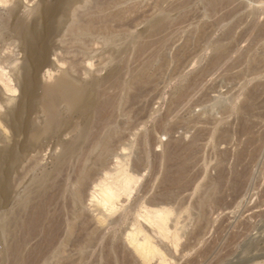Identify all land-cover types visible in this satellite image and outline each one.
<instances>
[{"label": "rangeland", "instance_id": "rangeland-1", "mask_svg": "<svg viewBox=\"0 0 264 264\" xmlns=\"http://www.w3.org/2000/svg\"><path fill=\"white\" fill-rule=\"evenodd\" d=\"M179 1L0 0V264H145L142 261L143 257L135 252V248L126 238L129 228H134L130 222H133L135 216H138L137 219L153 238L158 249L164 255L167 254L163 259L157 256L146 264H161L162 261L165 262L163 264H254L256 261H260L258 264H264V57H261L264 56V31L261 29L264 24V11H252V5H258L264 0H239L242 4L238 3V0H230L232 2L221 0L215 7L211 5L210 7L208 0ZM182 1H184L183 5ZM206 1L210 9L204 5ZM216 7L217 10H215ZM254 14L257 17H254ZM83 17L84 20H80ZM21 20L30 26L27 31L19 29V26L24 24L20 23ZM252 24L256 25L253 27ZM158 25L160 26L157 31L158 28L156 30L155 28ZM76 26H84L88 30L82 33L76 32L73 30ZM25 32L29 36L32 34L33 37H26ZM215 43L220 44L215 46ZM242 52H244L243 55ZM219 53L221 56H218ZM39 56L44 57L42 58L44 61ZM235 56L236 59H234ZM257 56L261 57L259 60L262 62L257 61ZM39 60L43 63L40 64ZM214 61L220 62L217 65ZM250 62L259 64V67ZM51 69L53 76L50 79H44L45 75L42 73ZM117 70L122 74L118 75ZM64 74L68 76L73 91L88 90L91 97L94 96L96 99L100 98L103 92L108 91V95L113 93L112 96L117 95L114 97L113 108L108 110L105 108V113L97 115L102 118L108 114L110 120L114 122L106 123L96 116L97 123L88 125L89 129L97 132L96 134L100 132V138L104 139L105 144L110 143V146L107 145L111 148L104 155L102 151L104 147L100 148L97 145L96 148L95 142L88 140V152H91L88 153L87 162L88 168L92 169L88 174L87 183L85 181L86 186L85 183L82 185V194L77 203L72 201L74 199L69 190L72 188L71 183L75 177H73L74 169L71 171V168L75 166L74 164H78V159L73 157L75 159L73 160L68 156L63 159V150L68 144H72V140L82 129L87 117L82 107H70L66 100H59L56 108L59 120L51 123L50 126L47 123L52 119V114L44 109L46 98L48 99L47 96H49L46 86L65 76ZM115 74L120 79H116ZM137 75L139 78H136ZM117 80L121 81L120 85ZM138 84L141 86L139 87ZM254 85L259 86L252 89ZM99 86L105 90L100 89ZM252 98L254 101L256 99L254 103H251ZM108 111L111 112L108 113ZM247 111L250 114L254 113L253 116ZM89 118H92L91 115ZM246 122L252 126L249 130L243 127ZM221 123L222 126H220ZM28 130L32 132L29 133ZM177 140L180 142L183 140L181 144L178 142L180 146L176 144ZM176 145L183 150L185 146V151L180 148L177 150ZM168 146H171V149ZM169 149L172 152L183 153L179 154L178 160L177 157L168 160L163 155H167ZM101 151L103 155L100 154ZM138 152H141L142 156L145 155L147 163H151L139 172H132L134 171L133 162L137 156H140ZM182 157L189 166L186 164L188 169L185 167L182 172L183 178L179 179L181 182L179 180L177 182L176 178L179 174L176 167L180 165L179 162H183ZM189 161L192 162L189 164ZM126 163L137 180L129 194L121 191L115 207L111 208L112 212L110 208L108 210L96 203L97 196L95 198L93 196L99 193L97 190H100L102 182V185L111 184L118 189L116 178L114 179V173H117L115 169H122ZM169 166L176 169L173 168V171ZM169 170L171 173L177 171L172 173L175 175L174 178ZM184 175H186L185 178ZM173 180L174 183H172ZM184 181L186 183L183 185ZM168 189V194L171 191V194L177 196H166ZM153 194L157 201L156 205L165 204L164 206L167 205L171 213L174 211L169 219L167 230L163 231L165 234L158 233L160 230H156L158 228L156 224L150 225L143 219L145 215L155 217L156 208L151 207L152 205L148 202ZM137 199L139 203H136ZM129 207H133L134 213H132L136 214L134 216L130 214L128 217L130 219L127 218L126 222L113 224L111 218L122 214L125 212L124 209ZM12 212H14L13 215H11ZM33 220H39V222L36 221V224ZM25 221L28 222L27 226ZM17 223L21 224L20 227L16 225ZM30 228L35 230L31 231ZM152 228L155 230L151 231ZM172 232L177 235L174 236ZM50 237L52 238L49 239ZM16 244L18 247L19 244L23 246L14 250L17 248ZM115 248H119V252ZM32 253L33 256H31Z\"/></svg>", "mask_w": 264, "mask_h": 264}, {"label": "bare ground", "instance_id": "bare-ground-1", "mask_svg": "<svg viewBox=\"0 0 264 264\" xmlns=\"http://www.w3.org/2000/svg\"><path fill=\"white\" fill-rule=\"evenodd\" d=\"M98 1V0H97ZM107 1V0H106ZM163 1V0H162ZM166 1V0H165ZM175 1V0H174ZM176 1H179V0H176ZM190 2H192L191 0H189ZM220 1L221 0H208V4H209V6L211 5V6H213V7H215V6H217V5H219V3H220ZM240 1H243V0H240ZM245 1V0H244ZM263 1V0H262ZM171 2V1H170ZM180 2V1H179ZM183 2L184 1H182V5H183ZM186 2V1H185ZM189 2V3H190ZM204 2V1H203ZM223 2V1H222ZM225 2H226V0H225ZM229 2H232V1H230L229 0ZM248 2V1H247ZM260 2V1H259ZM89 3V2H88ZM169 3V2H168ZM187 3V2H186ZM207 3V1L205 2V4L204 5H207V8H208V4H206ZM233 3H235V2H233ZM237 3V2H236ZM238 3H241V2H239V0H238ZM255 3H257V2H255ZM255 3H253V4H255ZM101 4V3H100ZM103 4V3H102ZM159 4H161V2H159ZM171 5H172V2L170 3ZM185 4V3H184ZM229 4V3H228ZM242 4V3H241ZM175 5V4H174ZM179 5H180V3H179ZM181 5V6H182ZM230 5H231V3H230ZM133 6V5H132ZM166 6V5H165ZM210 6V7H211ZM224 5H222V7H223ZM245 6V5H244ZM253 6V8H252V11H260V12H262V11H264V1L263 2H261L260 4L258 3V5H256L255 4V6L254 5H252ZM54 7V6H53ZM158 7V6H157ZM160 7V6H159ZM168 7H170V6H168ZM172 7H173V5H172ZM177 7H179V6H177ZM188 7V6H187ZM210 7L208 8V9H210ZM219 7V6H218ZM227 7V6H226ZM45 8H47V7H45ZM166 8V7H165ZM206 8V7H205ZM207 8H206V10H207ZM237 8V7H236ZM239 8V7H238ZM241 8V7H240ZM244 8V7H243ZM247 8V7H246ZM251 8V7H250ZM249 8V9H250ZM55 8H53V10H54ZM172 10H173V8H171ZM176 9V8H175ZM182 9V8H181ZM184 9V8H183ZM188 9V8H187ZM214 9V8H213ZM212 9V10H213ZM222 9V8H221ZM221 9H219V10H221ZM228 9V8H227ZM30 10V9H29ZM48 10V9H47ZM161 11H162V9H160ZM215 10H217V7H216V9ZM214 10V11H215ZM251 10V9H250ZM249 10V11H250ZM49 11V10H48ZM52 11V10H51ZM54 11H56V10H54ZM80 11V10H79ZM84 11V10H83ZM165 11V10H164ZM186 12H187V10H185ZM184 11V12H185ZM210 11V10H209ZM213 11V12H214ZM225 11V10H224ZM223 11V12H224ZM228 11V10H227ZM239 11V10H238ZM248 11V12H249ZM180 12V11H179ZM211 12V11H210ZM230 12V11H229ZM236 12V11H235ZM55 13V12H54ZM81 13V12H80ZM212 13V12H211ZM221 13H222V11H221ZM264 13V12H263ZM46 14V13H45ZM163 14V13H162ZM229 14H231V13H229ZM257 14H259V13H257ZM38 15V14H37ZM44 15V14H43ZM165 15L167 16V14L165 13ZM186 14H184V16H185ZM223 15V14H222ZM221 15V16H222ZM240 15V14H239ZM255 15V14H254ZM14 16H15V14H14ZM48 16V15H47ZM50 16V15H49ZM89 16V15H88ZM17 17V16H16ZM37 17V16H36ZM76 17V16H75ZM188 17H190L189 15H188ZM254 17H257V15H255ZM77 18V17H76ZM81 18V17H80ZM187 18V17H186ZM185 18V19H186ZM221 18V17H220ZM219 18V19H220ZM225 18H227V17H225ZM17 19V18H16ZM35 19V18H34ZM38 19V18H37ZM45 19V18H44ZM53 19V18H52ZM229 19V18H228ZM237 19H238V17H237ZM80 20H84V17H83V19H80ZM104 20V19H103ZM253 20V19H252ZM259 20V19H258ZM32 21V20H31ZM42 21V20H41ZM78 21H79V19H78ZM77 21V22H78ZM85 21H87V20H85ZM84 21V22H85ZM163 21H164V19H163ZM261 21V20H260ZM21 22H23L22 20L20 21V23ZM92 22H94V21H92ZM238 22V21H237ZM255 22V21H254ZM258 22V21H257ZM17 23H19V22H17ZM24 24H25V22H23ZM36 23V22H35ZM95 23V22H94ZM177 23V22H176ZM216 23V22H215ZM217 23H218V21H217ZM233 23V22H232ZM231 23V24H232ZM251 23H253V21L251 22ZM22 24V26H19V29L20 28H22V30H24V31H27L28 29H29V25H27V24ZM50 24V23H49ZM75 24H77V23H75ZM167 23H165V25H166ZM237 24V23H236ZM257 24V23H256ZM255 24V25H256ZM259 24H260V22H259ZM261 24H262V21H261ZM161 25V24H160ZM160 25H158L156 28H155V30L160 26ZM172 25V24H171ZM176 25V24H175ZM234 25V24H233ZM253 25V27L255 26L254 24H252ZM32 26V25H31ZM33 26H35V24H33ZM50 26H51V24H50ZM54 26V25H53ZM74 26V25H73ZM152 26V25H151ZM249 26V25H248ZM251 26V25H250ZM261 26V25H260ZM259 26V27H260ZM52 27V26H51ZM166 27H167V25H166ZM258 27V26H257ZM32 28V27H31ZM49 28V27H48ZM161 28V27H160ZM163 29L165 28V27H162ZM161 28V29H162ZM195 28V27H194ZM172 29H173V27H172ZM251 29V28H250ZM255 29V28H254ZM257 29V28H256ZM259 29V28H258ZM263 31H264V24H263V26H262V28H261ZM260 29V30H261ZM21 30V32H24V31H22ZM32 30V29H31ZM50 30H51V28H50ZM74 31H76V32H84V31H87L88 29H87V27L85 28L84 26H79V27H75L74 29H73ZM159 30V28L157 29V31ZM168 30V29H167ZM259 30V31H260ZM193 31H195L194 29H193ZM150 32V31H149ZM190 32V31H189ZM232 32V31H231ZM252 32V31H251ZM262 32V31H261ZM42 33V32H41ZM45 33V32H44ZM47 33V32H46ZM86 33V32H85ZM85 33H84V35H85ZM151 33V32H150ZM149 33V34H150ZM159 33V32H158ZM162 33V32H161ZM227 33H229V32H227ZM254 33H256V32H254ZM25 34H26V37H33V36H29V34L27 33V32H25ZM24 34V35H25ZM27 34H28V36H27ZM49 34V33H48ZM50 34H52V33H50ZM80 34V33H79ZM148 34V35H149ZM194 34V33H193ZM253 34V33H252ZM73 35H75V34H73ZM81 35V34H80ZM155 35H156V33H155ZM255 35V34H254ZM263 35H264V33H263ZM263 35H259V36H263ZM76 36H78V34L76 35ZM150 36V35H149ZM152 37H154L153 35H151ZM191 36V35H190ZM201 37V36H200ZM250 37H254V36H250ZM156 38V37H155ZM158 38V37H157ZM202 38V37H201ZM159 39V38H158ZM157 39V40H158ZM208 39V38H207ZM255 39H257V38H255ZM255 39H254V41H255ZM199 40V39H198ZM217 40V39H216ZM144 42V41H143ZM146 42V41H145ZM144 42V43H145ZM148 42V41H147ZM157 42V41H156ZM214 42V41H213ZM143 44V43H142ZM145 44H147V43H145ZM145 44H143V45H145ZM214 44V43H213ZM218 44V43H217ZM216 43H215V46L217 45ZM220 44V43H219ZM218 44V45H219ZM139 45V44H138ZM153 45V44H152ZM152 45H149V46H152ZM224 45V44H223ZM147 46V45H146ZM221 46V45H220ZM155 47V46H154ZM153 47V49H155ZM142 48V47H141ZM149 48V47H148ZM223 48V47H222ZM245 48V47H244ZM246 48H248V47H246ZM139 49H140V45H139ZM152 49V48H151ZM143 50V49H142ZM147 50H149V49H147ZM228 50V49H227ZM242 50V49H241ZM47 51V50H46ZM49 51V50H48ZM137 51H139L138 49H137ZM145 51V50H144ZM151 52H152V50H150ZM149 51V52H150ZM155 51V50H154ZM157 51V50H156ZM225 51V50H224ZM247 51V50H246ZM136 52V51H135ZM134 52V53H135ZM150 52V53H151ZM140 53V52H139ZM139 53H137V54H139ZM225 53H227V52H225ZM241 53V52H240ZM243 53L244 52H242V55H243ZM259 53V52H258ZM261 53V52H260ZM43 54V53H42ZM48 54H49V52H48ZM74 54V53H73ZM156 54V53H155ZM154 54V55H155ZM215 55H216V53H214ZM220 54V53H219ZM223 54H224V52H223ZM222 54V55H223ZM238 54V53H237ZM46 55V54H45ZM144 55V54H143ZM152 55V54H151ZM226 55V54H225ZM224 55V56H225ZM258 55H260V54H258ZM42 56V55H41ZM153 56V55H152ZM218 56H221V54L220 55H218ZM239 56V55H238ZM241 56V55H240ZM239 56V57H240ZM253 56V55H252ZM72 57V56H71ZM71 57H70V59H71ZM139 57H140V55H139ZM251 57V56H250ZM258 57V56H257ZM261 57H264V56H261ZM261 57H258V60L257 61H261V60H259ZM39 58L41 59V60H43L42 58H44V57H40L39 56ZM142 58V57H141ZM213 58V57H212ZM218 59L219 58H221V57H217ZM216 58V59H217ZM224 58V57H223ZM222 58V59H223ZM238 58V57H237ZM251 58H253V57H251ZM45 59H46V56H45ZM66 59V58H65ZM233 59V58H232ZM234 59H236V56H235V58ZM142 60V59H141ZM249 60H251V59H249ZM40 61V60H39ZM44 61V60H43ZM71 61H72V59H71ZM217 61V60H216ZM216 61H214L216 64L217 63H219V62H216ZM237 61V60H236ZM242 61V60H241ZM252 61V60H251ZM256 61V63H258ZM41 62L42 61H40V64H41ZM144 62V61H143ZM231 62V61H230ZM238 62V61H237ZM262 62V61H261ZM43 63V62H42ZM240 63V62H239ZM239 63H238V65H239ZM251 63V62H250ZM39 64V65H40ZM46 64V63H45ZM234 64V63H233ZM252 64V63H251ZM253 64H255V62L253 63ZM252 64V65H253ZM149 65V64H148ZM218 65V64H217ZM255 65H257V64H255ZM259 65V64H258ZM257 65V67H259ZM41 66V65H40ZM261 66V65H260ZM134 67V66H133ZM148 67V66H147ZM211 67V66H210ZM250 67V66H249ZM248 67V68H249ZM253 67H256V66H253ZM40 68H42V67H40ZM88 68V67H87ZM132 68V67H131ZM131 68H129V69H131ZM137 68V67H136ZM135 68V69H136ZM247 68V69H248ZM46 69H50V68H46ZM119 69V68H118ZM123 69V68H122ZM246 69V70H247ZM52 70V69H51ZM51 70H44L45 71V73H42V74H44L45 75V78L44 79H50L52 76H53V70L51 71ZM137 70V69H136ZM145 70V69H144ZM255 70V69H254ZM258 70V69H257ZM40 71V70H39ZM38 71V72H39ZM133 71V70H132ZM131 71V72H132ZM146 71H147V69H146ZM208 71V70H207ZM242 71V70H241ZM124 72V71H123ZM137 72V71H136ZM135 72V73H136ZM144 72V71H143ZM205 72V71H204ZM253 72V71H252ZM117 73H118V70H117ZM116 73V74H117ZM199 73V72H198ZM249 73V72H248ZM251 73V72H250ZM115 74V76L113 75V78L115 77L116 79L118 78V79H120V77H117V75ZM122 73H118V75H121ZM204 74V73H203ZM237 74V73H236ZM44 75L42 76V77H44ZM65 75V74H64ZM239 75H240V73H239ZM243 75V74H242ZM245 75H247V73L245 74ZM199 76V75H198ZM197 76V77H198ZM236 76V75H235ZM244 76V75H243ZM112 77V76H111ZM132 77V76H131ZM130 77V78H131ZM105 78V77H104ZM103 78V79H104ZM113 78L111 79L112 81H113ZM129 78V79H130ZM136 78H139L138 77V75H137V77ZM260 78V77H259ZM37 79V78H36ZM40 79V78H39ZM115 79V80H116ZM135 79V78H134ZM141 79V78H140ZM139 79V80H140ZM198 79V78H197ZM239 79V78H238ZM256 79H258V78H256ZM107 80V79H106ZM139 80H137V81H139ZM118 81V80H117ZM137 81H134L135 83L137 82ZM263 81V80H262ZM103 82H104V80H103ZM103 82H101V83H103ZM125 82H126V80H125ZM151 82V81H150ZM256 82H258V80L256 81ZM114 83H116V82H114ZM119 83H121V81L119 82L118 81V84ZM104 84V83H103ZM111 84H113V83H111ZM131 84H133V82L131 83ZM261 84V83H260ZM264 84V83H263ZM262 84V85H263ZM31 85V84H30ZM82 85V84H81ZM84 85V84H83ZM108 85V84H107ZM106 85V86H107ZM114 85V84H113ZM120 85V84H119ZM139 85V84H138ZM137 85V86H138ZM144 85V84H143ZM146 85V84H145ZM256 85V84H255ZM255 85L253 86V88L252 89H254V87H255ZM34 86V85H33ZM133 86H135V85H133ZM141 85H139V87H140ZM252 86V85H251ZM259 85H257V87H258ZM31 87V86H30ZM29 87V88H30ZM48 87V88H47ZM100 87V89H104V88H101V86H99ZM104 87V86H103ZM118 87V86H117ZM257 87H255V88H257ZM261 87V86H260ZM111 88V87H110ZM134 88V87H133ZM81 89V88H80ZM107 89V88H106ZM112 89V88H111ZM130 89V88H129ZM249 89V88H248ZM251 89V90H252ZM27 90V89H26ZM47 90H49V92L47 91ZM99 90V89H98ZM105 90V89H104ZM110 90V89H109ZM136 90V89H135ZM250 90V91H251ZM46 91L48 92V95L49 96H47L48 97V99L46 98V103H45V105H44V109H46L45 111L46 112H48V113H50V114H52V119H48L49 120V122L47 123V124H51V123H53V122H55V121H58L59 119H58V114L56 113V108H57V105L59 104L58 102H59V100H66L67 102H68V105H70V107H73V106H80V107H82V110H83V112H84V114L86 115V117H87V119H86V121H85V124L83 125V127H82V129L79 131V133L78 134H76L77 136H76V138H74L73 140H72V144H68L66 147H65V150H63L64 151V154H63V159H66V157L68 156V157H70V159L72 158L73 159V157L74 158H76V159H78L77 161H78V164H74L75 166L73 167V168H71V166H70V168H71V171H73L72 169H74V173H75V175H73V177L71 176V178H73V183H71V186H72V188H70V193H71V196L73 197V199L74 200H72V201H74V202H76L77 203V201L79 200V197H80V195L82 194V185H83V183H85V181H86V183H87V180H88V174H90L89 172H91V169L92 168H88V162H87V158H88V153H90L91 151H89L88 152V144H89V142H95L94 143V146L97 148L98 146L100 147V148H102V147H104V150H102V151H104L103 153H104V155L106 154V153H108L109 152V148H111V147H108V145L110 144V143H107V144H105V142H104V139H102V138H100V136H99V133L98 134H96L97 132L95 131V130H91V129H89L90 128V126H88V125H92V124H95V123H97V119L95 120V118H96V116L98 115V114H101V113H105V111L106 110H104L105 108H107V110L109 109V108H113V106H114V97H115V95L114 96H112L113 94H110V95H108L107 93H109V91H108V89H107V91L108 92H101L100 94V98H98L97 97V99H96V97H91V94L90 93H88V90H80L79 92L78 91H73V89H72V86L70 85V82H69V78H68V76H62V77H60L59 79H57L56 81H54L53 83H50V84H48V86H46ZM101 91V90H100ZM116 91H117V89H116ZM137 91V90H136ZM141 91V90H140ZM246 91V90H245ZM256 90H254V92H255ZM259 91V90H258ZM32 92H34V91H32ZM246 92H248V91H246ZM116 93V92H115ZM135 93V92H134ZM137 93V92H136ZM128 94V93H127ZM245 94V93H244ZM251 94V93H250ZM260 94V93H259ZM258 94V95H259ZM263 94V93H262ZM262 94H260V95H262ZM136 95V94H135ZM138 95V94H137ZM246 95V94H245ZM248 95V94H247ZM256 95V94H255ZM254 95V96H255ZM32 96V95H31ZM31 96H29V97H31ZM264 96V95H263ZM34 97V96H33ZM109 97V98H108ZM116 97H117V95H116ZM182 97V96H181ZM180 97V98H181ZM247 97V96H246ZM252 97H253V95H252ZM262 97V96H261ZM249 98V97H248ZM256 98H257V95H256ZM259 98V97H258ZM117 99V98H116ZM253 99V102H251V103H254L255 101H256V99H255V101H254V98H252ZM251 99V100H252ZM259 99H261V98H259ZM129 100V99H128ZM135 100V99H134ZM226 100V99H225ZM248 100V99H247ZM246 100V101H247ZM250 100V101H251ZM133 101V100H132ZM131 101V102H132ZM217 101V100H216ZM216 101H214L215 103H216ZM243 101V100H242ZM249 101V100H248ZM65 102V101H64ZM262 102V101H261ZM218 103V102H217ZM216 103V104H217ZM244 104H245V102H243ZM258 102H256V104H257ZM176 104V103H175ZM213 104V103H212ZM212 104H210V105H212ZM214 105V104H213ZM247 105H248V103H247ZM246 105V106H247ZM250 105V104H249ZM216 106V105H215ZM214 106V107H215ZM217 106H219V104L217 105ZM251 106V105H250ZM252 106H253V104H252ZM251 106V107H252ZM221 107H223L222 106V103H221ZM241 107V106H240ZM244 107H245V105H244ZM247 107H249V106H247ZM250 107V108H251ZM255 107V106H254ZM257 107V106H256ZM263 107V106H262ZM78 108V107H77ZM213 108V107H212ZM219 108V107H218ZM225 108H226V106H225ZM259 108V107H258ZM79 109V108H78ZM221 109V108H220ZM244 109H247V108H244ZM256 109V108H255ZM254 109V110H255ZM102 110H104V111H102ZM116 110V109H115ZM210 110H212V109H210ZM241 110H243V109H241ZM249 110V109H248ZM253 110V112H256V111H254ZM261 110V109H260ZM259 110V111H260ZM102 111V112H101ZM225 111V110H224ZM250 111H252V110H250ZM264 111V110H263ZM76 112V111H75ZM109 112H111V111H108V113ZM115 112V111H114ZM245 112H246V110H245ZM244 112V113H245ZM248 112V111H247ZM90 113V115H91V117L92 118H89V116L90 115H88ZM116 113V112H115ZM244 113H243V115H244ZM249 113V115H251L252 114V112H251V114H250V112H248ZM107 114V113H106ZM242 114V113H241ZM247 114V113H246ZM254 114V113H253ZM253 114H252V116H253ZM259 114H260V112H259ZM105 116V115H104ZM102 117V118H100V116L98 117L99 119H103L106 123H108L109 121H113V120H110L111 118H110V115H108L107 114V116H105V117ZM115 116H116V114H115ZM239 116H241V115H239ZM252 116H251V118H252ZM257 116V115H256ZM112 117H114V116H112ZM242 117H244V116H242ZM248 117V116H247ZM250 117V116H249ZM48 118V117H47ZM50 118V117H49ZM245 118V117H244ZM112 119H114V118H112ZM257 119V118H256ZM63 120V119H62ZM61 120V121H62ZM100 120V121H101ZM241 120V119H240ZM248 120V119H247ZM96 121V122H95ZM99 121V120H98ZM238 121H239V118H238ZM246 121V120H245ZM244 121V122H245ZM249 121H250V119H249ZM114 122V121H113ZM220 122V121H219ZM241 122H243V121H241ZM243 122V123H244ZM101 123V122H100ZM102 123H103V121H102ZM106 123H104V124H106ZM253 123V122H252ZM254 124V123H253ZM49 125H47V126H49ZM52 125V124H51ZM50 125V126H51ZM240 125V124H239ZM46 126V125H45ZM220 126H222V123H221V125ZM237 126H238V124H237ZM33 127H35V126H33ZM101 127V126H100ZM99 127V128H100ZM244 129L245 130H249V128L250 127H252L251 125L249 126V123H247L246 122V124H244ZM36 128V127H35ZM44 128V127H43ZM91 128H93V127H91ZM103 128V127H102ZM93 129H95V128H93ZM109 129V128H108ZM108 129H106V130H108ZM221 129H222V127H221ZM256 129V128H255ZM218 130V129H217ZM253 130V129H252ZM27 131V130H26ZM90 131H91V133H90ZM221 131V130H220ZM220 131H218V132H220ZM28 132H29V130H28ZM30 132H32V131H30ZM29 132V133H30ZM114 131H112V133H113ZM198 132V131H197ZM200 132V131H199ZM198 132V133H199ZM248 132V131H247ZM257 132V131H256ZM255 132V133H256ZM263 133V132H262ZM201 134V133H200ZM240 134V133H239ZM247 134V133H246ZM253 134H254V132H253ZM264 134V133H263ZM113 135V134H112ZM197 135V134H196ZM199 135V134H198ZM226 135V134H225ZM243 135H244V133H243ZM222 136V135H221ZM223 136H224V134H223ZM198 137H200V136H198ZM262 137V136H261ZM260 137V138H261ZM264 137V136H263ZM117 138H119V136L117 137ZM251 138V137H250ZM26 139V138H25ZM116 139V138H115ZM195 139V138H194ZM222 139V138H221ZM229 139V138H228ZM244 139V138H243ZM88 140H90L89 142H88ZM227 140V139H226ZM262 140H263V138H262ZM26 141V140H25ZM68 141V140H67ZM110 141H112V140H110ZM183 141V140H182ZM181 141V142H182ZM250 141V140H249ZM252 141V140H251ZM109 142V141H108ZM113 142V141H112ZM115 142V141H114ZM147 142V141H146ZM178 142H180V141H176V144H178ZM181 142H180V144H181ZM192 142V141H191ZM244 142V141H243ZM242 142V143H243ZM253 142H255V141H253ZM74 143V144H73ZM196 143H198V142H196ZM66 144V143H65ZM143 144V143H142ZM174 144H175V142H174ZM189 144V143H188ZM187 144V145H188ZM251 144V143H250ZM98 145V146H97ZM111 145V144H110ZM109 145V146H110ZM146 145V144H145ZM171 145V144H170ZM179 145V144H178ZM191 145V144H190ZM189 145V146H190ZM245 145V144H244ZM142 146V145H141ZM174 146V145H173ZM172 146V147H173ZM177 146V145H176ZM180 146V145H179ZM193 146V145H192ZM191 146V147H192ZM196 146V145H195ZM195 146H194V148H195ZM246 146V145H245ZM258 146V145H257ZM106 147V148H105ZM149 147V146H148ZM169 147V146H168ZM178 147V146H177ZM183 147V146H182ZM199 147V146H198ZM243 147V146H242ZM248 147V146H247ZM137 148H138V146H137ZM146 148V147H145ZM167 148V147H166ZM170 149H171V146L169 147ZM180 147H178V149L177 150H180V149H182V148H180ZM184 148L186 149V147L184 146ZM187 148H188V146H187ZM138 149H140V148H138ZM147 149V148H146ZM169 149V150H170ZM173 149V148H172ZM176 149V148H175ZM185 149L183 150V151H185ZM190 149H192V148H190ZM261 149V148H260ZM262 149H263V146H262ZM91 150V149H90ZM168 150V149H167ZM167 150H165V151H167ZM174 150V149H173ZM195 150H197V149H195ZM224 150V149H223ZM226 150V149H225ZM240 150V149H239ZM242 150V149H241ZM240 150V151H241ZM257 150V149H256ZM102 151H101V153L100 154H102L103 155V153H102ZM138 151H140V150H138ZM144 151V150H143ZM148 151V150H147ZM171 151V150H170ZM168 152V153H166L167 155H163L164 157H166V158H168V160L169 159H173L174 157H177V160H178V157H180L179 156V154H182V153H180L181 151H179V153L177 152V151H174V152ZM190 152L191 151H193V150H189ZM189 151H187V152H189ZM228 151V150H227ZM235 151H237V150H235ZM239 151V152H240ZM260 151V150H259ZM141 152H142V150H141ZM140 152V153H141ZM145 152V151H144ZM186 152V154H189V153H187ZM193 152H195V151H193ZM245 152V151H244ZM139 152H138V154L140 155V156H137V158L135 159V161L133 162V170L134 171H132V172H136V171H138L139 172V170H141L142 168H146V166H147V164H150L151 162H148L147 163V158L145 157V155L144 156H142L141 154H140ZM221 153H223L222 151H221ZM238 153V152H237ZM236 153V154H237ZM242 153V152H241ZM251 153V152H250ZM257 153V152H256ZM62 154V153H61ZM137 154V153H136ZM136 154H135V156H136ZM143 154H145V153H143ZM220 154V153H219ZM243 154V153H242ZM101 155V156H102ZM148 155H150V153L148 154ZM184 155V154H183ZM182 155V156H183ZM251 155V154H250ZM59 156H61V155H59ZM98 156V155H97ZM223 156H224V154H223ZM238 156H239V154H238ZM243 156V155H242ZM242 156H240V157H242ZM94 157V156H93ZM149 158L148 159H150V156H148ZM160 157V156H159ZM190 157V156H189ZM192 157V156H191ZM221 157V156H220ZM235 157V156H234ZM250 157H252V156H250ZM152 158V157H151ZM165 158V159H166ZM256 158V157H255ZM254 158V159H255ZM100 159V158H99ZM175 159V158H174ZM182 160H183V157L181 158ZM180 159V160H181ZM189 159V158H188ZM236 159V158H235ZM243 159V158H242ZM251 159H253V158H251ZM73 160H75V159H73ZM167 160V161H168ZM237 160V159H236ZM64 161V160H63ZM149 161V160H148ZM157 161H159V160H157ZM166 161V162H167ZM174 161V160H173ZM223 161V160H222ZM239 161V160H238ZM242 161V160H241ZM251 161V160H250ZM73 162V161H72ZM170 162V161H169ZM175 162H176V160H175ZM192 162V161H191ZM190 161H189V164L191 163ZM198 162V161H197ZM197 162H195V163H197ZM240 162V161H239ZM155 163V162H154ZM171 163V162H170ZM172 164V163H171ZM170 164V165H171ZM174 164H176V163H174ZM174 164H173V166H174ZM178 164V163H177ZM179 166L178 167H176L177 169H178V176H177V178H176V181L178 182V180L179 179H181V178H183L182 177V172H183V170L185 169V167L188 165L187 163H186V161H184L183 160V162H179ZM187 164V165H186ZM236 164H237V162H236ZM167 165V164H166ZM169 165V164H168ZM218 165V164H217ZM67 166V165H66ZM149 166V165H148ZM189 166V165H188ZM187 166V167H188ZM242 165H240V167H241ZM65 167V166H64ZM90 167V166H89ZM168 167V166H167ZM169 167H171L172 169L171 170H173V168H175V167H172V166H169ZM186 167V168H187ZM236 167H238L237 165H236ZM244 167V166H243ZM242 167V168H243ZM175 168V169H176ZM191 168H192V166H191ZM190 168V169H191ZM221 168V167H220ZM64 169H66L67 170V168H64ZM63 169V170H64ZM188 169V168H187ZM217 169H218V167H217ZM225 169H226V167H225ZM69 170V169H68ZM132 170V169H131ZM143 170V169H142ZM70 171V170H69ZM117 171V173H114V175H115V177H114V179L116 178V182L118 183V189H115L114 187H112L111 186V184L110 185H106V183H104V185H102L103 184V182L101 183V181H100V183H101V186H100V184H99V186H100V190L98 189L97 191L99 192L98 194H100V196L97 194V195H94L93 196V198H95V196H97V201H95L96 203H99V205H103L104 207H106V208H108V210H109V208H110V211H112V209L111 208H113V207H115V203H116V200L119 198V196L121 195V191H123L124 193H130V191L133 189V185L135 184V182H136V180L137 179H135V177H134V175H133V173H131V171H130V169L128 168V164L126 163L125 165H124V167L122 168V169H118V170H116L115 169V172ZM166 171V170H165ZM174 171V170H173ZM187 171V170H186ZM63 172V171H62ZM95 172V171H94ZM167 172H168V169H167ZM169 172L171 173V171L169 170ZM177 171H175V172H172V173H176ZM242 172H244V170L242 171ZM56 173V172H55ZM171 173V174H172ZM220 173H222L221 171H220ZM239 173H240V171H239ZM70 174V173H69ZM166 174H169V173H166ZM185 174V173H184ZM224 174V173H223ZM238 174V173H237ZM243 174V173H242ZM186 175H188V174H186ZM186 175H184V178L186 177ZM222 175V174H221ZM227 175V174H226ZM167 176V175H166ZM165 176V177H166ZM171 175H169V177H170ZM172 178H174V176L175 175H173L172 174ZM216 176H217V174H216ZM241 176H243V175H241ZM240 176V177H241ZM236 177V176H235ZM45 178V177H44ZM50 178V177H49ZM48 178V179H49ZM168 178V177H167ZM189 178V177H188ZM187 178V179H188ZM232 178V177H231ZM237 178H239V177H237ZM236 178V179H237ZM163 179H164V175H163ZM227 179V178H226ZM235 179V178H234ZM39 180V179H38ZM58 180V179H57ZM61 180H62V178H61ZM103 180V179H102ZM166 179H164V181H165ZM175 180V179H174ZM174 180H173V182L172 183H174ZM219 180H220V178H219ZM238 180V179H237ZM98 181V182H99ZM150 181V180H149ZM149 181H148V183H149ZM170 181V180H169ZM175 181V182H176ZM180 181V180H179ZM186 181H188V180H186ZM191 181V180H190ZM210 181H212V180H210ZM233 181V180H232ZM239 181V180H238ZM36 182V181H35ZM35 182H33V183H35ZM52 182V181H51ZM60 182V181H59ZM97 182V181H96ZM151 182H152V180H151ZM171 182V181H170ZM177 182H176V184H177ZM181 182V181H180ZM179 182V183H180ZM86 183L84 184L85 186H86ZM94 183V182H93ZM168 183V185H169V182H167ZM172 183H170L171 184V186H172ZM186 182L184 181V183H183V185L185 184ZM188 183H190V182H188ZM222 183H223V181H222ZM225 183V182H224ZM235 183V182H234ZM239 183L241 184V182L239 181ZM57 184V183H56ZM55 184V185H56ZM61 184V183H60ZM59 184V185H60ZM73 184V185H72ZM108 184V183H107ZM145 184V183H144ZM151 184V183H150ZM175 184V185H176ZM214 184V183H213ZM218 184V183H217ZM228 184V183H227ZM240 184L238 185V186H240ZM148 185V184H147ZM163 185V184H162ZM166 185V184H165ZM175 185L173 186V187H175ZM182 185V184H181ZM181 185L179 186V187H181ZM210 185V184H209ZM208 185V186H209ZM214 185H216V184H214ZM233 185V184H232ZM97 187H98V184L96 185ZM150 186V185H149ZM234 186V185H233ZM237 186V185H236ZM35 187H37V186H35ZM38 187H39V185H38ZM37 187V188H38ZM57 187V186H56ZM90 187V186H89ZM165 187V186H164ZM167 188H168V186H166ZM172 187V188H173ZM178 187V186H177ZM183 187V186H182ZM209 187H211V185L209 186ZM219 187V186H218ZM221 187V186H220ZM223 187V186H222ZM230 187V186H229ZM232 187V186H231ZM31 188H33V187H31ZM85 187H83V189H84ZM95 188V187H94ZM143 188V187H142ZM171 188V187H170ZM184 188H185V186H184ZM204 188V187H203ZM208 188V187H207ZM213 188V187H212ZM224 188H226V187H224ZM228 188V187H227ZM239 188V187H238ZM59 189V188H58ZM145 189H148L147 187H145ZM166 189V188H165ZM175 189H176V187H175ZM181 189V188H180ZM187 189V188H186ZM202 189V188H201ZM206 189V188H205ZM211 189V188H210ZM232 189V188H231ZM235 189V188H234ZM31 190V189H30ZM171 190V189H170ZM179 190V189H178ZM198 190V189H197ZM208 190V192H210L209 191V189H207ZM212 190V189H211ZM34 191V190H33ZM40 191V190H39ZM51 191V190H50ZM147 191V190H146ZM148 191H150L149 189H148ZM147 191V192H148ZM156 191V190H155ZM163 191V190H162ZM167 191V190H166ZM165 191V192H166ZM173 191V190H172ZM175 191V190H174ZM205 191V190H204ZM203 191V192H204ZM215 191H216V189H215ZM221 191V190H220ZM224 191V190H223ZM26 192V191H25ZM41 192V191H40ZM52 192V191H51ZM145 192V191H144ZM146 192V193H147ZM158 192V191H157ZM168 192H169V189H168V191L166 192V194L165 193H163V194H165L166 196L167 195H173L174 197L175 196H177V195H174L173 193L171 194V191H170V194H168ZM177 192V191H176ZM218 192V191H217ZM38 193V192H37ZM57 193V192H56ZM95 193H97V192H95ZM145 193V194H146ZM205 193V192H204ZM203 193V194H204ZM25 194V193H24ZM34 194V193H33ZM32 194V195H33ZM39 194V193H38ZM156 194V193H155ZM155 194H153V196H150V201H148L149 202V204H151L152 206L151 207H154V208H156L155 209V217L153 218V217H149V216H151V215H149L148 217H146L147 215H145V218H143V219H145V221H147V222H149V224L150 225H155V226H158V228H156V230L157 229H159L160 230V232H158V233H163V231H166L167 230V227H168V222H169V219H170V217H171V215L173 216V213H174V211H173V213H171L172 211H170V209H168V207H166V206H164L165 204H163V202H162V204L163 205H156V198H155ZM157 194H159L160 195V193L158 192ZM162 194V193H161ZM176 194V193H175ZM203 194H202V196H203ZM211 194V193H210ZM213 194H214V189H213ZM219 194V193H218ZM225 194V193H224ZM36 195V194H35ZM58 195V194H57ZM66 195V194H65ZM93 195V194H92ZM142 195H143V193H142ZM148 195V194H147ZM146 195V196H147ZM201 195V194H200ZM205 195V194H204ZM207 195H208V193H207ZM212 195V194H211ZM45 196V195H44ZM55 196V195H54ZM88 196V195H87ZM158 196V195H157ZM172 196V197H173ZM192 196H193V194H192ZM196 196V195H195ZM199 196V195H198ZM215 196V195H214ZM214 196H212V198L214 197ZM20 197H21V195H20ZM34 197V196H33ZM139 197V196H138ZM137 197V198H138ZM162 197V196H161ZM208 197H209V195H208ZM211 197V196H210ZM216 197V196H215ZM220 197V196H219ZM84 198V197H83ZM141 198V197H140ZM143 198V197H142ZM170 198H171V196H170ZM185 198V197H184ZM197 198V197H196ZM204 198V197H203ZM218 198V197H217ZM19 199H21V198H19ZM51 199V198H50ZM67 199V198H66ZM69 199V198H68ZM82 199V198H81ZM148 199V200H149ZM159 199H160V197H159ZM163 199V198H162ZM161 199V200H162ZM165 199H167V198H165ZM193 199H194V196H193ZM210 199V198H209ZM208 199V200H209ZM94 200V199H93ZM139 199H137L136 200V203H139V201H138ZM164 200V199H163ZM162 200V201H163ZM182 200V199H181ZM196 200V199H195ZM198 200V199H197ZM205 200V199H204ZM204 200H203V202H204ZM207 200V201H208ZM212 200V199H211ZM219 200V199H218ZM47 201H49V200H47ZM47 201H46V203H47ZM81 201V200H80ZM138 201V202H137ZM160 201V200H159ZM168 201H170L169 199H168ZM173 201V200H172ZM177 201V200H176ZM54 202V201H53ZM69 202V201H68ZM147 202V203H148ZM200 202V201H199ZM206 202V201H205ZM219 202H221V201H219ZM50 203V202H49ZM48 203V204H49ZM146 203V204H147ZM173 203V202H172ZM208 203H209V201H208ZM48 204H46V205H48ZM61 204V203H60ZM73 204V203H72ZM145 204V203H144ZM197 204H199V203H197ZM207 204V203H206ZM210 204H212V202H210ZM39 205V204H38ZM52 205V204H51ZM82 205H83V203H82ZM132 205H134V203H132ZM155 205V206H154ZM169 205V204H168ZM180 205V204H179ZM178 205V206H179ZM20 206H22V204L20 205ZM33 206V205H32ZM60 206V205H59ZM58 206V207H59ZM62 206V205H61ZM72 206V205H71ZM96 206H98V205H96ZM102 206V207H103ZM150 206V205H149ZM182 206V205H181ZM202 206H203V203H202ZM207 206V205H206ZM70 207V206H69ZM73 207V206H72ZM72 207H71V209H72ZM101 207V206H100ZM133 207H135V206H133ZM133 207H129L128 209L126 208V210L124 209V211L125 212H123L122 214H117V216L115 215V216H113L112 218H111V220H112V223L113 224H116V225H118L120 222H126V219L130 216V214H132L133 216L136 214H133L134 212H133ZM205 207V206H204ZM33 208V207H32ZM39 208V207H38ZM41 208V207H40ZM175 208V207H174ZM201 208V207H200ZM199 208V209H200ZM207 208V207H206ZM17 209H19V208H17ZM30 209V208H29ZM58 209V208H57ZM74 209V208H73ZM102 209V208H101ZM177 209V208H176ZM181 209V208H180ZM84 210V209H83ZM105 210V209H104ZM178 210V209H177ZM16 211V210H15ZM19 211H21V210H19ZM31 211V210H30ZM36 211V210H35ZM73 211V210H72ZM107 211V210H106ZM180 211V210H179ZM178 211V212H179ZM203 211V210H202ZM34 212V211H33ZM60 212H62V211H60ZM75 212V211H74ZM83 212V211H82ZM85 212V211H84ZM113 212V211H112ZM133 212V213H132ZM135 212H136V210H135ZM200 212V211H199ZM13 213L14 212H12V214L11 215H13ZM86 213V212H85ZM104 213V212H103ZM115 213V212H114ZM203 213V212H202ZM17 214V213H16ZM45 214V213H44ZM57 214V213H56ZM59 214V213H58ZM74 214V213H73ZM138 214V213H137ZM176 214H177V212H176ZM181 214V213H180ZM35 215V214H34ZM33 215V216H34ZM60 215V214H59ZM82 215V214H81ZM139 215V214H138ZM17 216V215H16ZM30 216V215H29ZM36 216V215H35ZM43 216V215H42ZM50 216V215H49ZM109 216H111V215H109ZM199 216V215H198ZM202 216V215H201ZM108 217V216H107ZM136 218L133 220V222H130V223H132V225H133V227L134 228H129L128 230H129V232H128V236L126 237V238H128L129 239V243H131L132 244V247H134L135 248V252H137V253H139V255H140V257L142 256L143 258V262L146 264V262H149V261H151L152 259H154L155 257H157V256H159V257H161L162 259L165 257V256H167V254L166 255H164V253H162L161 252V250L160 249H158V247L155 245V243H154V241H153V238L150 236V234L149 233H147L146 231H145V229H144V227L142 226L143 224H141V221L140 220H138L137 218H138V216H135ZM139 217H141V216H139ZM144 217V216H143ZM175 217V216H174ZM179 217V216H178ZM38 218H39V215H38ZM38 218H35L34 217V219H38ZM9 219H11V218H9ZM13 219H15V218H13ZM12 219V220H13ZM25 219V218H24ZM110 219V218H109ZM128 219H130V218H128ZM132 219V218H131ZM173 219V218H172ZM179 219V218H178ZM27 220V219H26ZM30 221H31V218L29 219ZM28 220V221H29ZM40 220V219H39ZM39 220L37 221V222H39ZM54 220V219H53ZM55 220H56V218H55ZM63 220V219H62ZM106 220V219H105ZM176 220V219H175ZM29 221V223H31ZM34 221V220H33ZM36 221H34L36 224H37V222ZM48 221V220H47ZM80 221H83V220H80ZM128 221V220H127ZM171 221V220H170ZM6 222V221H5ZM19 222V221H18ZM21 222V221H20ZM26 222V221H25ZM40 222H42V221H40ZM49 222H51V221H49ZM57 222V221H56ZM103 222H104V220H103ZM108 222V221H107ZM146 222V223H147ZM35 223H34V225H35ZM71 223V222H70ZM110 223H111V221H110ZM175 223H178V222H175ZM13 224V223H12ZM27 224H28V222H26V226H27ZM63 224V223H62ZM61 224V225H62ZM79 224V223H78ZM82 224V223H81ZM80 224V225H81ZM123 224V223H122ZM173 224V223H172ZM6 225H7V223H6ZM16 225H19L18 223L16 224ZM21 225V224H20ZM20 225H19V227H20ZM25 225V224H24ZM23 225V226H24ZM31 225V224H30ZM33 225V224H32ZM34 225H33V227H34ZM39 225V224H38ZM38 225H36V226H38ZM79 225V226H80ZM88 225V224H87ZM112 225V224H111ZM115 225V226H116ZM131 225V226H132ZM149 225V226H150ZM174 225V224H173ZM8 226V225H7ZM7 226H6V229H7ZM10 226V225H9ZM25 226V227H26ZM35 226V227H36ZM49 226V225H48ZM91 226V225H90ZM102 226V225H101ZM101 226H99V227H101ZM175 226H176V224H175ZM28 227H32V226H28ZM27 227V228H28ZM32 227V228H33ZM47 227V226H46ZM55 227V226H54ZM106 227V226H105ZM113 227H114V225H113ZM128 227V226H127ZM9 228V227H8ZM15 228V227H14ZM32 228H30L31 229V231H34L35 229H33L32 230ZM51 228V227H50ZM84 228H85V226H84ZM147 228V227H146ZM151 228V227H150ZM5 229V230H6ZM24 229V228H23ZM26 229V228H25ZM45 229V228H44ZM47 229V228H46ZM49 229V228H48ZM51 229H54L53 227L51 228ZM98 229V228H97ZM96 229V230H97ZM175 230L177 229V228H174ZM9 230V229H8ZM11 230V229H10ZM58 230V229H57ZM85 230V229H84ZM83 230V231H84ZM87 230V229H86ZM147 230V229H146ZM153 230V228L151 229V231ZM155 230V229H154ZM153 230V231H154ZM158 230V231H159ZM174 230V231H175ZM178 230V229H177ZM12 231V230H11ZM17 231V230H16ZM46 231V230H45ZM51 231V230H50ZM89 231V230H88ZM91 231V230H90ZM125 231V230H124ZM150 231V232H151ZM29 232H30V230H29ZM54 232V231H53ZM68 232V231H67ZM99 232H100V230H99ZM102 232V231H101ZM168 232V231H167ZM177 232V231H176ZM6 233V232H5ZM21 233V232H20ZM19 233V234H20ZM25 233H26V231H25ZM28 233V232H27ZM82 233V232H81ZM89 233V232H88ZM112 233V232H111ZM170 233V232H169ZM173 233V232H172ZM171 233V234H172ZM196 233V232H195ZM35 234H36V232H35ZM43 234V233H42ZM98 234H100V233H98ZM127 234V233H126ZM163 234H165V233H163ZM163 234H162V236H163ZM179 234V233H178ZM6 235V234H5ZM31 235V234H30ZM33 235V234H32ZM83 235V234H82ZM92 235V234H91ZM94 235V234H93ZM96 235H97V233H96ZM95 235V237H97ZM110 235V234H109ZM173 235L175 236V235H177V233H173ZM22 236V235H21ZM28 236V235H27ZM34 236V235H33ZM42 236V235H41ZM160 236V235H159ZM162 236H161V238H162ZM167 236V235H166ZM7 237V236H6ZM77 237V236H76ZM86 237H87V235H86ZM91 237V236H90ZM99 237V236H98ZM111 237V236H110ZM164 237V236H163ZM190 237H192V236H190ZM16 238H18V236L16 237ZM27 238V237H26ZM29 238V237H28ZM34 238V237H33ZM33 238H31V239H33ZM52 237H50L49 239H51ZM88 238V237H87ZM94 238V237H93ZM7 240H8V238H6ZM42 239V238H41ZM155 239V238H154ZM163 239V238H162ZM27 240V239H26ZM94 240V239H93ZM92 240V241H93ZM99 240V239H98ZM121 240V239H120ZM13 241H14V239H13ZM16 241V240H15ZM18 241V240H17ZM21 241V240H20ZM47 240H45V242H46ZM54 241H55V239H54ZM85 241V240H84ZM83 241V242H84ZM91 241V242H92ZM96 241H97V239H96ZM102 241V240H101ZM110 241V240H109ZM156 241V240H155ZM12 242V241H11ZM19 242V241H18ZM18 242H17V244H18ZM42 242V241H41ZM94 242H95V240H94ZM99 242V241H98ZM124 242V241H123ZM161 242V241H160ZM26 243V242H25ZM47 243V242H46ZM45 243V244H46ZM15 244V243H14ZM17 244H16V249H14V250H17V249H19V247L22 245H20L19 244V247L17 246ZM41 244V243H40ZM44 244V243H43ZM48 244V243H47ZM53 244V243H52ZM86 243L84 242L83 243V245H85ZM88 244L90 245V243L88 242ZM92 244V243H91ZM119 244H120V241H119ZM118 244V245H119ZM164 244V243H163ZM12 245V244H11ZM82 245V244H81ZM82 245V246H83ZM93 245V244H92ZM117 245V246H118ZM173 245V244H172ZM23 246V245H22ZM22 246H21V248H22ZM41 246V245H40ZM45 246V245H44ZM47 246V245H46ZM87 247H88V245H86ZM86 246H84L85 248H86ZM116 246V245H115ZM121 246V245H120ZM36 247V246H35ZM48 247V246H47ZM84 247H82V248H84ZM104 247V246H103ZM167 247V246H166ZM172 247V246H171ZM8 248H9V246H8ZM14 248V247H13ZM20 248V249H21ZM49 248V247H48ZM51 248V247H50ZM84 248V249H85ZM89 248V247H88ZM93 248V247H92ZM100 248V247H99ZM113 248V247H112ZM170 248V247H169ZM34 249V248H33ZM87 249V248H86ZM97 249V248H96ZM109 249V248H108ZM107 249V250H108ZM116 249V248H115ZM119 249V248H118ZM118 249H116L117 251H118ZM121 249V248H120ZM130 249V248H129ZM164 249V248H163ZM22 250V249H21ZM32 250V249H31ZM83 250V249H82ZM103 250H105V249H103ZM110 250V249H109ZM113 250V249H112ZM126 250V249H125ZM137 250V251H136ZM165 251H167L168 250V247H167V250L166 249H164ZM9 251V250H8ZM18 251H20V250H18ZM30 251V250H29ZM57 251V250H56ZM60 251V250H59ZM92 251V250H91ZM90 251V252H91ZM131 251V250H130ZM16 252V251H15ZM14 252V253H15ZM44 252V251H43ZM81 252V251H80ZM119 252V251H118ZM117 252V253H118ZM8 253V252H7ZM27 253V252H26ZM40 253H41V251H40ZM39 253V254H40ZM87 253V252H86ZM96 253H98V252H96ZM110 253V252H109ZM121 253V252H120ZM131 253H132V251H131ZM9 254H11V253H9ZM13 254V253H12ZM16 254V253H15ZM36 254V253H35ZM38 254V253H37ZM45 254V253H44ZM57 254V253H56ZM60 254V253H59ZM94 254H95V252H94ZM114 254V253H113ZM125 254V253H124ZM129 254V253H128ZM18 255V254H17ZM28 255V254H27ZM58 255V254H57ZM80 255H82V254H80ZM85 255V254H84ZM99 255H101V254H99ZM119 255H121V254H119ZM131 255V254H130ZM29 256V255H28ZM31 256H33V253L31 254ZM107 256V255H106ZM127 256V255H126ZM30 257V256H29ZM35 257V256H34ZM40 257V256H39ZM87 257V256H86ZM110 257V256H109ZM114 257V256H113ZM125 257V256H124ZM7 258V257H6ZM50 258V257H49ZM96 258V257H95ZM108 258V257H107ZM126 258V257H125ZM135 258V257H134ZM37 259V258H36ZM46 259H48V258H46ZM103 259H104V257H103ZM120 259V258H119ZM12 260H13V258H12ZM24 260H25V258H24ZM31 260V259H30ZM33 260V259H32ZM111 260V259H110ZM132 260V259H131ZM9 261V260H8ZM35 261H37V260H35ZM40 261V260H39ZM69 261V260H68ZM67 261V262H68ZM120 261V260H119ZM135 261V260H134ZM162 261V260H161ZM14 262V261H13ZM15 262H17V261H15ZM33 262V261H32ZM66 262V261H65ZM22 263V262H21ZM29 263H31L30 261H29ZM36 263V262H35ZM43 263V262H42ZM83 263V262H82ZM87 263V262H86ZM121 263H122V261H121ZM129 263H131V262H129ZM163 263H165L164 261H162L161 262V264H163ZM258 263H260V261H256L254 264H258ZM25 264V263H24ZM26 264H28V263H26ZM76 264V263H75ZM108 264V263H107ZM126 264V263H125ZM149 264V263H148ZM190 264V263H189Z\"/></svg>", "mask_w": 264, "mask_h": 264}]
</instances>
